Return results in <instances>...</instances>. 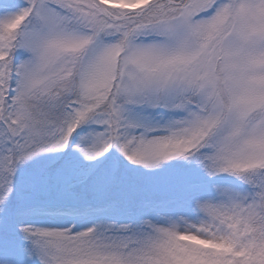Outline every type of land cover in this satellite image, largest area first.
Returning <instances> with one entry per match:
<instances>
[{
  "label": "snow or ice",
  "instance_id": "1",
  "mask_svg": "<svg viewBox=\"0 0 264 264\" xmlns=\"http://www.w3.org/2000/svg\"><path fill=\"white\" fill-rule=\"evenodd\" d=\"M0 264H264V0H0Z\"/></svg>",
  "mask_w": 264,
  "mask_h": 264
}]
</instances>
